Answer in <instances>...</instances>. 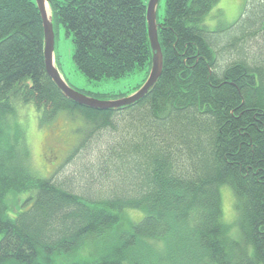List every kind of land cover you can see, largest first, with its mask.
I'll return each instance as SVG.
<instances>
[{"label":"trees","instance_id":"trees-1","mask_svg":"<svg viewBox=\"0 0 264 264\" xmlns=\"http://www.w3.org/2000/svg\"><path fill=\"white\" fill-rule=\"evenodd\" d=\"M48 1L86 78L149 75V0ZM220 1L166 0L159 80L106 112L68 100L48 75L36 1L0 0V121L18 104L42 123L66 114L81 125L77 151L86 141L90 152L71 177L41 178L25 133L0 128V264H264V0L210 27ZM222 186L236 197L235 227ZM10 194L31 206L11 217Z\"/></svg>","mask_w":264,"mask_h":264},{"label":"rangeland","instance_id":"rangeland-1","mask_svg":"<svg viewBox=\"0 0 264 264\" xmlns=\"http://www.w3.org/2000/svg\"><path fill=\"white\" fill-rule=\"evenodd\" d=\"M248 0H221L205 22L208 26L214 27L219 23L218 13H222L221 19L227 23H234L242 16ZM166 0H160L158 7V20L163 21L165 15ZM157 20V24H158ZM55 51L54 59L56 67L62 79L73 89L84 93L86 96L93 97L101 101H114L118 98H126L133 92L143 86L149 75L147 70H136L134 73L122 79H103L94 81L86 78L80 73L74 64V46L63 27L58 26L55 29ZM45 47V46H44ZM14 116L0 121V128H4V133L13 134L10 127H16L25 133L24 137L30 146L31 165L41 178H50L52 175L61 174V178H68L73 175L74 171L82 169V165L89 157L86 155V141L83 151H77V148L83 143L80 141L82 135L78 130L81 125L73 121V117L66 114H59L52 123H42V113L37 110L33 104H20L16 107ZM1 128V129H2ZM0 129V130H1ZM23 134V133H22ZM98 144L103 147V140ZM89 141H87L88 143ZM106 142V141H105ZM97 151L93 149L92 152ZM77 176H81L77 172ZM84 179L76 180L81 185ZM222 204L224 211V220L226 223L235 227L236 225V197L229 186H222L221 190ZM28 194H10L7 198L8 214L15 217L20 211H24L31 206L32 202L25 204ZM129 218L132 222H139L143 215L141 211L130 210ZM129 219V220H130ZM131 222V220L129 221ZM124 229L127 230L131 225L127 221H122ZM235 231V228H234ZM1 238V235H0ZM87 254V251L82 253Z\"/></svg>","mask_w":264,"mask_h":264},{"label":"water","instance_id":"water-1","mask_svg":"<svg viewBox=\"0 0 264 264\" xmlns=\"http://www.w3.org/2000/svg\"><path fill=\"white\" fill-rule=\"evenodd\" d=\"M38 6V9L42 16L44 24V38H45V60L46 68L48 75L55 82L59 90L64 94L65 98L72 101L73 103L82 106L84 108L93 109L96 111H117L132 107L143 100L154 85L159 80L162 71H163V52L159 42L158 29L159 25L157 24L158 20V7L160 0H149L147 6V21H148V34L149 42L151 44V49L153 53L152 59V68L149 73V77L145 84L133 94L127 96L126 98H118L114 101H101L86 96L84 93H81L72 87H70L61 77L59 71L55 64L54 51H55V28L53 24L52 14L49 17L46 9V4L49 5L48 0H35Z\"/></svg>","mask_w":264,"mask_h":264},{"label":"bare ground","instance_id":"bare-ground-1","mask_svg":"<svg viewBox=\"0 0 264 264\" xmlns=\"http://www.w3.org/2000/svg\"><path fill=\"white\" fill-rule=\"evenodd\" d=\"M46 9H47L48 16L50 17L52 13H51L49 5H47V4H46ZM44 43H45V39H44ZM44 46H45V44H44Z\"/></svg>","mask_w":264,"mask_h":264}]
</instances>
